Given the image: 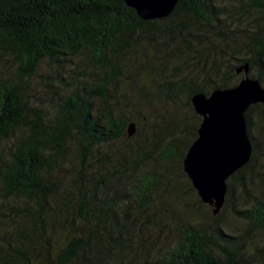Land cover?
<instances>
[{"label":"trees","instance_id":"obj_1","mask_svg":"<svg viewBox=\"0 0 264 264\" xmlns=\"http://www.w3.org/2000/svg\"><path fill=\"white\" fill-rule=\"evenodd\" d=\"M232 2L236 11L226 16L238 24L231 29L229 23L223 29L221 13L226 9L216 0H179L175 10L161 21L143 20L125 0H0V54L12 56L17 63L13 74L0 77V193L3 198H25L35 204L27 208L23 223L14 225L12 234L0 242V264L126 263L131 245L123 235L129 232V206L147 207L150 195L169 178L170 162L189 179L184 159L202 122L192 97L237 85L243 78L239 80L237 68L246 62L250 63V75L264 85V0ZM193 27L196 36L210 28L217 30L218 38L231 37L240 47L227 57L236 60L235 65L224 70L216 65L217 71L202 80L176 78L164 84L162 92L174 102L177 97H186L194 113L195 123L186 125L185 146L177 143L176 124L167 132L168 140L153 132L154 139L145 145L133 142L128 153L105 157L98 161L101 170H92L95 149L124 136L130 124L110 108V87L122 72L118 58L132 50V40L140 32H159L174 39L183 31L194 34ZM240 35L245 39L240 41ZM175 47L177 54L191 49L188 37L181 38ZM86 51L99 70L100 77L94 79L92 87L78 82L83 73L71 80L59 79L70 86L71 93L52 115L30 103L27 80L35 76L45 59L63 66L68 56ZM246 117L252 156L228 179L226 200L217 214L190 182L199 202L210 206L216 215L211 216L216 223L209 228L187 225L179 229L171 249L160 256L148 255L142 264H264V244H260L264 239L258 237L264 232V102L252 105ZM20 129L10 157L5 159V144ZM74 140L78 153L72 164L69 149ZM153 160L166 169L159 171L156 164L145 168ZM68 168L72 177L65 185L58 174ZM139 169L141 176L125 191L132 196L128 204L119 187L112 193L106 191L108 177H130L141 172ZM230 208L245 222L235 235L220 221Z\"/></svg>","mask_w":264,"mask_h":264},{"label":"rangeland","instance_id":"obj_2","mask_svg":"<svg viewBox=\"0 0 264 264\" xmlns=\"http://www.w3.org/2000/svg\"><path fill=\"white\" fill-rule=\"evenodd\" d=\"M232 1L216 0L219 7L226 9L222 11L223 14L221 13V17L225 21L223 29H227L229 26L233 29L238 24L235 19L226 16L236 11L235 3ZM239 28H243V25H240ZM190 30L194 34L189 35V30L183 31L182 35L175 34L174 39L159 32L153 35L140 32L134 36L132 50L118 58L122 72L117 83L111 84L113 96L110 100V108L118 117L128 120V124L136 123V132L131 136L126 129L125 135L121 138L99 146L91 156L92 164L90 165L92 167L88 166L87 168L91 167L92 170L100 171L99 160L113 154L116 158L121 157L128 153L133 142L145 145L149 139H154L153 132L164 134L163 136L168 140L170 134L167 132L176 124L177 129L174 134L180 137L177 143L181 147L185 146L184 142L187 138L185 130L188 125L195 123L194 113L187 105L186 97H177L175 98L177 101L174 102L167 93L162 92L164 84L176 78L193 79L196 77L202 80L205 75L209 73L213 75L217 71L216 65H220V70L235 65L237 64L236 60L230 61L227 57L230 52L234 53L240 47L231 37H227L226 40L218 38L217 30L209 28L207 33L200 31L199 36H196L197 31L194 27ZM184 37H188L191 49H185L182 54H177L175 46ZM170 38L173 39L172 42H170ZM244 39L245 37L240 35V41ZM165 41L167 44L170 43L168 47L163 45ZM235 45L238 46L231 47ZM62 64L64 65L57 66L55 61L45 59L35 76L27 80L30 86L28 89L30 103L34 106H41L47 115L54 114L59 108L58 106L68 100L71 93L70 86L59 82V79L62 81L64 79L71 80L72 76L83 73L78 82L83 81L90 88L94 79L100 77L99 70L91 64L90 51L76 56H68ZM16 68L17 63L12 56L0 54V77L13 74ZM238 75L239 80L244 77V73ZM97 107H100L99 103ZM21 132L20 129L6 142L3 153L5 159H9V150L11 146L15 145ZM148 136L149 138H147ZM76 142L77 140H74L70 143L69 161L72 164L77 161ZM155 164L159 171L166 169L165 166L159 167L155 160L147 164L145 168L151 169ZM168 168L171 169V173L168 174L169 178L165 179V183L161 185L158 192L150 195L146 208H139L136 203L129 206L127 217L129 232L123 237L131 247L124 258L125 264H142L148 255V257L162 255L174 245L179 229H183L187 225L209 228L216 223L212 218L216 215H213L210 206L199 202L196 193L190 189L191 181L179 173L177 164L170 162ZM139 170L141 171V169ZM137 172H133L130 177H108L106 191L112 193L119 187L122 189L120 190L121 194L127 195L126 199L128 200L124 196L123 198L128 204L132 196L125 191L133 186V181L136 178L141 176L142 171ZM60 175L62 181L64 180L63 184L68 185L69 179L72 177L71 168L58 174V176ZM3 197L0 193V242H5V237L12 234L14 225L23 223L27 218V208L30 205H35L25 198ZM125 203L122 205L126 210ZM220 221L229 233L234 235L240 233L245 224L244 220L231 208L224 212ZM59 231L60 229L56 235H59ZM258 237L260 240L264 239V232L259 233ZM260 244H264V241H260Z\"/></svg>","mask_w":264,"mask_h":264},{"label":"water","instance_id":"obj_3","mask_svg":"<svg viewBox=\"0 0 264 264\" xmlns=\"http://www.w3.org/2000/svg\"><path fill=\"white\" fill-rule=\"evenodd\" d=\"M146 21L168 17L179 0H125ZM244 72L239 83L218 88L209 95L198 92L192 97L197 114L202 116L198 137L188 149L184 170L204 203L217 214L224 206L228 179L246 165L252 156L253 144L248 131L246 112L264 102V85L250 75V63L237 68ZM129 134L136 132L130 123Z\"/></svg>","mask_w":264,"mask_h":264}]
</instances>
